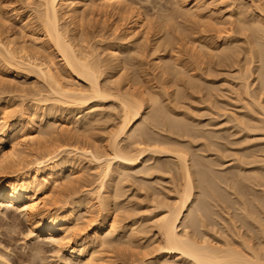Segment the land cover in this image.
I'll return each mask as SVG.
<instances>
[{
    "label": "bare ground",
    "instance_id": "6f19581e",
    "mask_svg": "<svg viewBox=\"0 0 264 264\" xmlns=\"http://www.w3.org/2000/svg\"><path fill=\"white\" fill-rule=\"evenodd\" d=\"M18 1L32 12L21 20L31 36L9 31L0 0V73L12 80L34 74L45 94L14 87L22 103L27 96L30 103L13 108V124L6 121L13 106L0 97V114L7 116L0 122V215L11 227L21 213L27 236L49 237L66 263L105 264L106 252L139 249L138 264H264V0H221L223 7L214 0H172L173 8L159 9L155 19L136 0ZM94 12L117 15L112 23L123 26L108 46L107 62L84 42L83 22ZM146 50L162 89L141 71L138 58ZM194 103H204V110ZM106 105L110 112L103 114ZM59 110L79 115L74 133L54 125ZM204 111L213 120L225 116L226 125L199 121ZM105 118L113 121L101 140L93 130ZM229 122L237 132L225 129ZM227 151L232 169L221 161ZM82 159L99 175L96 196L86 199L75 189L61 195L60 179L74 181ZM50 182L60 194L53 201ZM130 182L133 192L145 190L152 209L130 203ZM91 204L105 216L91 223L90 235L75 239L84 223L79 212H89ZM39 244L21 258L41 264ZM7 259L0 253V264Z\"/></svg>",
    "mask_w": 264,
    "mask_h": 264
},
{
    "label": "rangeland",
    "instance_id": "374dc122",
    "mask_svg": "<svg viewBox=\"0 0 264 264\" xmlns=\"http://www.w3.org/2000/svg\"><path fill=\"white\" fill-rule=\"evenodd\" d=\"M3 3V6L4 7H2L3 8V10L1 11V16H2V18L5 16V18L7 19V20H5V22H7L8 21V24H7V27H8V29H9V31L12 33V34H14L15 32V34H18L17 35V37H19V36H23V35H25V39H27V40H29L30 39V27L28 26V28L27 27H25V26H27L25 23H23L22 24V17H24V16H26L27 14L28 15H32L31 13L32 12H30V9L28 8V7H21V3L18 1V0H16V1H18V2H16L15 3V0H1ZM135 1V0H134ZM209 1H212V0H209ZM214 1H218V2H216L217 3V6L218 7H223L224 5H218V3L221 1V0H214ZM171 2V3H170ZM169 3V4H168ZM20 4V5H19ZM135 4H137V6H139V8H141V9H143L144 10V12H146L147 14H150V16L152 15V13H154L153 15H152V18H154V17H156V14L158 13V11H159V9H162V8H168V9H171V8H173V5H172V0H136L135 1ZM166 4V5H165ZM83 4L80 2V3H78V6L79 7H81ZM160 6V7H159ZM170 6V7H169ZM31 7H33V5H31ZM82 8V7H81ZM156 9H158V10H156ZM2 13H3V15H2ZM6 14V15H5ZM96 15V16H95ZM109 16L111 17V19H110V17H108V14H104L103 15V13L102 12H94L93 13V15H92V17L90 18L89 17V19H88V17H87V19L83 22V26H84V28H85V32L88 34H86L87 36H86V41H84L85 43H86V45H88L87 43H89V45H95V46H97V51L101 54L100 55V58H102V60H104V62H107L108 61V59H109V55H108V46L110 47V46H112L111 44L112 43H114L115 42V40L117 39V37H119V35H120V33H121V31H123L122 29H123V26H122V24H121V21L119 22H116V24L115 23H112V22H114V20H117V15H115V16H111L110 14H109ZM32 17V16H31ZM109 19H108V18ZM5 18H3V19H5ZM106 19V20H105ZM109 21H108V20ZM155 19V18H154ZM90 20H92V21H90ZM98 20V21H97ZM104 20V21H103ZM111 20H113V21H111ZM95 21V22H94ZM102 21V23H100ZM106 21V22H105ZM108 22V23H107ZM106 25H105V24ZM112 23V25H110ZM119 23H120V26L122 27H120L119 26ZM115 24V25H114ZM112 26V27H111ZM25 27V28H24ZM106 27V28H105ZM113 27H119L118 29H116L118 32H116V31H114V29L115 28H113ZM24 28V29H23ZM87 28V29H86ZM23 29V30H22ZM110 29H112V30H110ZM87 30V31H86ZM115 32V33H114ZM23 33V34H22ZM25 33V34H24ZM117 33V34H116ZM116 34V35H115ZM152 34H154V33H152ZM149 35L150 36V39L151 40H153V38H154V35ZM29 36V37H28ZM115 36V37H114ZM28 37V38H27ZM88 39V40H87ZM93 44H92V43ZM95 42V43H94ZM102 42V44L104 45H102V44H100L99 45V43H101ZM141 42V45H142V48H145L146 49V45H147V42H143V41H140ZM85 43L83 44L84 45V47H85ZM144 43H146V44H144ZM81 45H82V43H81ZM83 45H82V47H83ZM140 45V46H141ZM100 49V50H99ZM107 50V51H106ZM103 51V52H102ZM144 54V55H143ZM142 54V56L141 57H139L138 58V61H140V63H139V66H140V68H141V71H143L144 73H143V75L144 74H146L147 73V75H148V73H149V71H150V75H145L146 77V79L147 78H149L148 79V83L149 84H151V86L153 85V86H157L158 88H160V89H162V87H164V85L162 86V84H164L163 82V79H161L162 78V76L158 73H154L153 74V68H152V65L150 64L151 62H150V59L151 58H148V57H150L149 55H147L148 53H147V50L146 51H144V53ZM165 54V56H167V55H169L170 53H164ZM163 54V55H164ZM57 54L55 53V55L53 54V56L54 57H58V56H56ZM144 57V58H143ZM105 59H106V61H105ZM143 59V60H142ZM57 60V59H56ZM57 62H58V65L59 66H61L62 65V63H61V61L60 60H57ZM130 62H131V60H130ZM129 62V63H130ZM132 63H133V60H132ZM131 64V63H130ZM130 64H129V67H130ZM132 65V64H131ZM134 66V65H133ZM128 67V66H127ZM128 67V68H129ZM132 67H130V69H131ZM134 68V67H133ZM133 70H135V68L134 69H131V71H133ZM130 71V70H129ZM147 71V72H146ZM146 72V73H145ZM151 72H152V74H151ZM3 75V76H2ZM152 75V76H151ZM157 77H156V76ZM7 77V79L5 78V77ZM150 76V77H149ZM11 76H10V73H0V79L1 78H3V80L4 79H6V82H4V83H7V84H4L3 83V85L2 84H0V85H2V86H0L1 88H0V97L1 98H5V99H3L4 101H2L1 100V102L2 103H4L5 102V100H7L8 98H9V102H8V104H9V107H11V106H13L11 109L9 108L8 110H7V112H9L10 110V113L12 112V113H16V110L18 109V110H20L19 108L20 107H22L21 105H23L24 103H26L27 102V104L28 103H30L29 102V100H27V98H28V96H27V98L25 97V98H22L23 99V102L24 103H22V100L20 99V93H17V91H15V89H14V87H17V85H18V87H20V86H22L23 85V88H24V90L27 88V90H25V91H28V93L29 92H31L32 94H37V92H39V91H42V93H44L45 94V91L43 92V89L44 88H42V87H44L42 84H43V82H42V80H39L40 78H38V77H36V75H34V74H32V75H29V77H27L28 79H22V78H20V79H18V78H14L13 80L10 78ZM13 78V77H12ZM160 78V79H159ZM150 80V81H149ZM154 80V81H153ZM152 81V83H150ZM161 81V83H159ZM11 82V83H10ZM157 82V83H156ZM9 83V84H8ZM154 83V84H153ZM124 84H125V82H122L121 83V85L122 86H120V87H122V89H125V87H124ZM158 84V85H157ZM4 85H6V86H4ZM161 85V86H160ZM160 86V87H159ZM3 87H4V89H3ZM40 88V89H39ZM38 89V90H37ZM42 89V90H41ZM3 90V91H2ZM33 90L35 91V92H33ZM8 91H10V94L8 93ZM31 93H29V94H31ZM35 96V95H34ZM8 97V98H7ZM30 98H33L32 97V95H30L29 96ZM37 97V96H36ZM7 98V99H6ZM11 98V99H10ZM24 99L26 100V102L24 101ZM29 99V98H28ZM12 102H11V101ZM20 102V103H19ZM31 102H33L32 100H31ZM190 102V101H189ZM188 102V103H189ZM47 103V104H46ZM46 103H43V104H45V105H43L42 103H39L38 104V106L39 107H45L46 108V105L48 106L49 104H51V102L49 101V102H46ZM191 103V102H190ZM189 103V104H190ZM198 103V102H197ZM19 104V105H18ZM195 104L196 103H194V105L193 104H191L190 106L191 107H193L194 109H196L197 110V108L198 107H200L199 109H203L204 107H205V104L204 103H202L203 105H198V104H196V106H195ZM25 105V104H24ZM108 105V104H107ZM107 105L104 107V108H106V111L105 110H103L102 109V112H103V114H107L108 112H110L109 111V109H108V107H107ZM203 106V107H202ZM19 107V108H18ZM13 108H15V109H13ZM15 110V111H14ZM17 110V111H18ZM204 110V109H203ZM203 110H201V111H199L198 113H200V114H203ZM14 111V112H13ZM59 111H61V110H59ZM58 111V112H59ZM56 113V116L58 115V116H60V117H58V118H56V121H55V123H54V125L56 126V128L59 126V127H61V128H63L64 130H65V127H66V130L64 131L65 133H67L68 132V130H67V126H69L68 127V129H69V132L68 133H74V131H76L75 129V127H77L80 123V117H78L79 115H77L76 114V112H74V113H72L70 110H67V111H65V112H63V111H61V112H59V113ZM206 112H207V110H206ZM206 112L204 111V113L206 114ZM209 112V111H208ZM207 112V113H208ZM0 113H1V111H0ZM8 114L9 116L10 115H12V116H8L9 117V120H8V118H7V120H6V118L5 117H7V116H5V114H4V116H3V114H0V122H3V119L2 118H4V120H6L8 123H10V124H13L14 122H15V120L17 119L16 117L18 116V113L16 114V115H13L12 113L11 114ZM14 113V114H15ZM62 114V115H61ZM200 114H198L199 116H200ZM202 115V116H200V117H202L201 119H200V117H198L199 119V121H204V123L206 122V123H208V122H210L211 123V121H212V123L214 122V123H221V122H223L224 121V119H226V118H224L225 116H217V119L215 118L216 117V115L214 116V120H213V116H211V114L210 115ZM76 115H77V117H76ZM3 116V117H2ZM220 117H222V118H220ZM55 118H50V119H52V120H55ZM62 118V119H61ZM210 118H212L211 120H210ZM115 119V118H114ZM219 119V120H218ZM104 120V119H103ZM103 120H101L100 122H97L96 124H95V126L97 127V129H96V127L94 128V132H93V134H94V137L95 138H98V139H101L102 140V138H104L105 136L104 135H108V134H106V133H109V129L111 128L110 127V122H112L113 121V119L112 120H106V118H105V120L103 121ZM207 120V121H206ZM218 120V121H217ZM58 121V122H57ZM79 121V122H78ZM103 121V122H102ZM109 121V122H108ZM107 122H108V124H107ZM65 124V126H64V124ZM70 123V124H69ZM78 123V124H77ZM100 123V124H99ZM226 121H224L223 123H221V125H222V127H224V125L223 124H225L226 125ZM230 123H233V122H229L228 124H227V127H225V129H227V128H229V129H231L232 131L231 132H235V130H236V127L235 128H232V125L234 124H230ZM62 125H63V127H62ZM58 127V128H59ZM108 127H110V128H108ZM231 127V128H230ZM16 128H19V127H16ZM61 128H59L58 129V131L61 129ZM107 129H108V131H107ZM234 129V130H233ZM17 130V129H16ZM72 130V131H71ZM106 132H105V131ZM17 133H18V135H15V137L17 138L18 137V139L22 136V134H23V132H21V130L19 129V131H16ZM223 132V131H222ZM228 132V131H227ZM226 131H224V135H226V133H227ZM230 131L228 132V133H231ZM236 132H237V130H236ZM17 133H15V134H17ZM22 133V134H21ZM38 132H36V134H37ZM63 133V132H62ZM105 133V134H104ZM240 133V132H239ZM238 134V133H237ZM38 135V134H37ZM244 135V133L242 134V132H241V134H240V137H242ZM102 136V137H101ZM237 136V138L239 137V134L238 135H235V137ZM22 138V137H21ZM39 138H41V137H39ZM230 138V137H229ZM17 139V140H18ZM19 140H21V139H19ZM263 142V140H259V139H253V141H252V143L251 144H256V143H262ZM97 143V142H96ZM97 144H100V142L99 143H97ZM198 144H200V142L198 143ZM32 147H35V146H33V145H31ZM198 152V151H197ZM228 152V151H227ZM230 152V151H229ZM228 152V153H229ZM226 153V152H225ZM225 153L223 152V159L221 160L223 163H224V168H226L227 166H229L228 168H230V169H232V165H234V160L233 159H231L232 157H231V155L230 154H232V152L231 153H229L228 155H230L229 157L227 156V155H225ZM209 153H207L206 155H208ZM227 154V153H226ZM196 155H198V153H196ZM227 156V158H225ZM214 157V156H213ZM224 158H225V160H224ZM234 158V157H233ZM212 159H214V158H212ZM160 160L162 161V163H167L166 162V160L164 159V158H160ZM224 160V161H223ZM88 161H84L83 159H82V162L76 167V172L77 173H75V175L74 176H77L76 178L78 179H74V181H70L68 184L67 183H64V182H67V181H64V180H62V178H61V176H60V180L61 181H59L60 182V184L62 183V187L61 186H59L58 187V191L56 190V186H55V184H53V183H51L50 182V184L48 185L49 187H50V189H49V191L51 190V192L52 191H55V192H49L50 194V196L51 197H49V198H53L54 199V196H55V198H57V197H59V195L60 194H58V193H60L61 192V195H63V193H68V191L69 192H72V191H74L73 189H75V191L74 192H77V195H78V192H79V195L78 196H81V197H84V196H86V197H84V198H89L90 196H92V197H95L96 196V192H97V187H98V185H99V182L98 181H100V179H99V175H98V173L96 172V169L93 167V164H91V163H87ZM87 163V164H86ZM86 166V167H85ZM231 166V167H230ZM91 168H94V169H91ZM67 175H68V173H67ZM80 177H79V176ZM79 177V178H78ZM74 178V177H73ZM64 181V182H63ZM72 182V183H71ZM51 184H53V185H51ZM66 186H65V185ZM70 185V186H69ZM126 185H127V187L128 186H130L129 188H131L132 187V185H131V182L129 183V185H128V183H126ZM48 187V188H49ZM126 187V188H127ZM52 188V189H51ZM60 188V189H59ZM65 188H67V189H65ZM129 188H127L126 189V195L127 196H129L130 197V203H135V202H139L140 201V203H142V204H140V206L142 205V209L144 210V211H148V209H149V207L152 209V207H153V205H152V203H148L149 202V200L145 197L144 199H143V196H144V192H145V190H144V192L142 191V190H136V192H133V191H135V187H134V185H133V187L131 188V189H129ZM61 189H62V191H61ZM72 189V190H71ZM60 190V191H59ZM67 190V192H64V191H66ZM89 190L90 191H92L93 193L92 194H90V193H88L89 192ZM127 190H129V191H127ZM58 193H57V192ZM63 192V193H62ZM128 192V193H127ZM137 192H140V193H137ZM56 193L58 194L57 195V197H56ZM88 193V194H87ZM137 194L136 196H134L133 197V195H135V194ZM143 193V194H142ZM53 194H55V195H53ZM87 194V195H86ZM141 197H140V196ZM53 196V197H52ZM132 197V198H131ZM138 197H139V199H138ZM53 199H52V201H53ZM142 199V200H141ZM147 199V200H146ZM51 201V202H52ZM55 205H53V207H54ZM91 206H92V204H91ZM90 206V207H91ZM93 208H90V210H89V212H79L80 214H79V216H81V217H83L82 218V220H81V222H84L83 224H82V227L80 226V230L78 229V232H77V234L78 235H76V237H75V235H74V238L75 239H78L79 238V234L82 236L83 234L84 235H90L91 233V230H92V228H93V224L94 223H97V222H99L100 220H102V218L105 216V213L104 212H102V211H100L98 208H97V206H92ZM145 207V208H144ZM150 209V210H151ZM215 210H217V208H214ZM214 210V211H215ZM234 211V210H233ZM237 211H239V212H237ZM235 212V211H234ZM237 212V213H236ZM236 214H239L240 213V210H236ZM89 213V214H88ZM119 214V213H118ZM126 213H121L120 214V216L118 215V217H121L122 216V218L123 217H125L126 218V216H127V214L125 215ZM22 214L21 213H19V219L17 220V221H19V223L16 221V223H17V225L15 226V223H13L12 225H14L13 227H11V222L10 223H8L10 220L9 219H7L6 217H5V219L3 218L4 217V215H0L1 217H0V253H2V254H4V256L6 257V258H8L7 260H8V262H9V264H24L25 262H27V261H25L24 259H22L21 258V254L23 253V254H27V253H29L30 252V250H29V248H30V246L33 244H37L38 245V243H40L39 244V247H41V252H39V254L40 255H38L39 257H41V255H42V258L43 259H41V260H43V261H41L40 260V263L42 264L43 262L44 263H48V264H65L66 262H64V261H62L60 258V255L57 253V249L55 248V245L49 240L50 238L49 237H47L46 235H43V236H37V238L35 237V236H33L32 234L31 235H28L27 236V234H29V226L27 225L28 223L25 221L26 219H24V217H23V215L21 216ZM3 216V217H2ZM7 219V220H6ZM3 220V221H2ZM217 220H219V219H214V222L215 223H217V227L215 228V229H217L221 224V222L220 221H217ZM126 221H128V220H126ZM91 223H93V224H91ZM8 224H9V226H8ZM239 224V223H238ZM10 227H11V229H10ZM15 228V229H14ZM221 228V226L218 228V229H220ZM12 230V232H10ZM13 230H15V231H13ZM25 235H26V237H25ZM83 235V236H84ZM28 237V238H27ZM38 242V243H37ZM43 247V248H42ZM4 250V252H1V251H3ZM29 251V252H28ZM43 251V252H42ZM56 251V252H55ZM141 251L139 250V249H133V250H127V251H124V250H119V249H115V250H112V251H110V252H106V253H104V255H103V257H104V259H105V264H138L139 262V260L141 259V258H139L140 256H142L143 257V255H141V254H144V253H140ZM143 252V251H142ZM147 252V251H146ZM8 253V254H7ZM22 254V255H23ZM8 255V256H7ZM140 255V256H139ZM152 254H150L149 256H147L146 257V260H150L151 258H153L154 256H155V254H153L152 256H151ZM38 257V258H39ZM63 257V256H62ZM23 260V261H22ZM45 260V261H44ZM47 260V261H46ZM137 260V261H136ZM23 263H22V262ZM38 261H39V259H38ZM67 261V260H66ZM76 260H70L69 261V263L70 264H77V262H75ZM136 262V263H135ZM43 263V264H44ZM69 263H66V264H69ZM26 264V263H25ZM27 264H29V262H27Z\"/></svg>",
    "mask_w": 264,
    "mask_h": 264
}]
</instances>
